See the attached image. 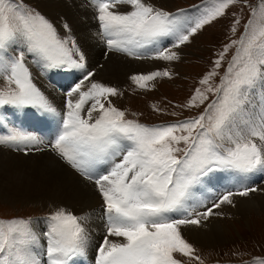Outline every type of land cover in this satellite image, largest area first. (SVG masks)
<instances>
[{
  "label": "snow or ice",
  "instance_id": "obj_1",
  "mask_svg": "<svg viewBox=\"0 0 264 264\" xmlns=\"http://www.w3.org/2000/svg\"><path fill=\"white\" fill-rule=\"evenodd\" d=\"M91 2L99 35L109 50L137 59L148 53L152 59L171 62L180 58L174 49L226 15L237 0H204L193 6L194 14L183 8L168 11L153 0ZM207 3L211 7H205ZM62 27L67 35H61L27 0H0V77L4 81L0 110L33 107L61 115L34 81L29 56L45 72L82 70L79 81L65 94L66 111L54 139L45 144L32 133L13 128L0 134V145L45 144L94 185L105 219V235L96 246L94 264L200 261L182 227L200 226L202 218L219 215L213 209L233 205L234 195L248 197L264 191L245 185L237 192H225L203 212L188 208L194 186L210 172H264V101L252 103L253 89L264 83V0L251 6L239 39L224 45L213 69L201 77L199 83L205 87L193 91L186 107L204 105L203 110L161 124L129 119L116 107L111 97L120 95V90L95 79L70 26L64 22ZM231 46H236L235 53L213 87L210 81L219 75L216 70ZM172 75L167 69H158L133 74L130 79L143 89L157 77ZM24 151L44 149L25 147ZM87 220V213L57 206L47 217L46 231L40 234L30 217L0 218V264H85L90 242ZM247 264H264V256Z\"/></svg>",
  "mask_w": 264,
  "mask_h": 264
},
{
  "label": "rangeland",
  "instance_id": "obj_2",
  "mask_svg": "<svg viewBox=\"0 0 264 264\" xmlns=\"http://www.w3.org/2000/svg\"><path fill=\"white\" fill-rule=\"evenodd\" d=\"M85 1L89 3L94 11L95 8L92 5L91 0ZM35 2L36 1L34 0H27V3L37 8L48 19H50L49 15L44 10H42L37 2ZM260 2L261 0H247V3H245V0H237V2L227 10L226 15L215 19L210 24L205 25L201 30H199L194 36L190 38L189 43L182 45L178 50L174 49L179 53L180 58L178 60L171 62L163 61L164 64H162L160 67L156 66L153 67V70H150L155 71L158 69H167L169 72L173 73L171 78L157 77L155 80L149 81L148 87L143 89L139 88L130 78L125 83L121 84L109 82L108 84L117 87L121 93L116 97H111L113 104L121 110H124L129 119H136L142 123L150 125L161 124L174 120H182L197 115L200 111L203 110L204 105H200L198 108L186 107L193 91L196 87H201L202 89L205 87L203 85H200L199 83L201 77L208 71L213 69V61L216 60L219 54L223 51L224 45L230 44L232 40L239 39L241 33L244 31V25L250 17L251 6H258ZM203 3L204 0H168L167 3H163L161 1L158 4H155L157 6L165 8L168 11L175 12L177 9L183 8L189 10L190 14H194L193 6L201 5ZM204 6L211 7V3H207ZM257 15H259V12L257 13ZM237 19L240 21V23L238 25H235L234 21ZM93 21L98 24L95 18H93ZM233 27H236L235 32L232 31ZM93 38L94 34L92 35V40ZM102 42L104 46L101 47L105 50L100 51L102 52L101 56H106L103 61H110L113 56L109 55L114 51H111L107 48L105 41L102 40ZM165 43H167V41ZM77 45L82 46L81 44H79V41L77 42ZM168 46L170 47V45ZM235 50L236 46H231L229 48V51L225 53L224 60L221 63L220 69L216 70L219 75L214 77L210 81V84L213 87L219 84L220 77L223 76L226 72L227 66L231 60L232 55L235 53ZM121 54L122 56L126 55L124 53ZM144 55L150 57V54L148 53H145ZM94 56H96V53H94ZM127 58L133 59V57L130 56H127ZM99 60L100 59H97V63L95 64L96 66L94 65L97 68L101 65V63L98 64ZM139 61L144 60L140 59ZM27 62L31 71L35 68L34 70L36 71V74L42 81L41 90L44 93L46 92V96L47 92L50 89L51 83L63 88L65 87V84L67 86L72 84L73 86L78 82L76 73L75 78H69L67 75L72 69L50 71L48 72L49 76L47 80V78L42 75V71L44 70L35 64L31 56L28 57ZM93 71L95 72V69H93ZM32 73L34 74V72ZM136 73L138 72H133L131 76ZM2 87H4V81L2 77H0V88ZM252 93V103L255 106L256 104H258V98L261 99L263 94L259 89H256ZM213 95L214 94L209 93L210 98H213ZM62 97L63 98L61 99L60 104L55 103V99L60 98V96L53 99L49 98V100L53 102V105H56L55 107L61 114L66 111L65 91ZM13 109L15 108L9 106L6 107V109L0 110V120L3 124L0 129V133L4 134L7 131L4 123H11V116L15 115ZM33 111L46 113L37 108L26 107V109L24 108L21 110V114L16 117V120L20 118L19 122L22 123L21 126L26 128L28 122H37L34 120L30 121V118L33 117ZM48 117L52 122L54 119L53 116ZM51 122L47 123L49 125L47 126V128H45L44 138L40 136L45 140V144L54 139L56 133L59 130L60 123ZM21 126L19 127L20 130ZM40 126L38 127V129L40 128ZM39 131H41V129ZM45 144H43L41 148H43L47 152H51L49 149H45ZM57 159L59 158L57 157ZM60 161L63 163L62 160ZM63 164L72 169L65 162ZM73 171L75 172V170ZM75 174H77L78 176L80 175L77 172H75ZM241 175V173L226 169L210 172L200 181L202 183V190H195L193 188V196H195L196 194H198L201 198H204L208 195L213 196V190H216L219 186L222 187L223 182L226 179H230V181L239 183L241 181ZM81 178L84 179L83 177ZM259 184L264 185L263 182H260ZM93 188L95 189V187ZM248 197H255V194H250ZM52 208L53 207L51 206L46 208L40 206L39 204H24L22 202L13 204L11 202H7L5 199L0 198V218L30 217L33 220V225H35V222L39 220L40 224H38V227H40V234H43L47 229V217L49 213L56 207H54L53 209ZM204 210L205 209H202L199 212H203ZM222 211L223 209H213L214 213H220L216 216L223 219L220 222L221 229L218 233L219 238L215 240H196L194 236L186 232L184 226L182 227V232L185 238L193 244L194 248L196 249V254L201 258L200 261H193L192 264H247V262L251 261L254 257L264 256V209L259 208L258 211L257 207H253L251 212L242 217L238 216V213L226 216ZM177 258L183 259L185 261L188 260L187 257L177 256Z\"/></svg>",
  "mask_w": 264,
  "mask_h": 264
},
{
  "label": "bare ground",
  "instance_id": "obj_3",
  "mask_svg": "<svg viewBox=\"0 0 264 264\" xmlns=\"http://www.w3.org/2000/svg\"><path fill=\"white\" fill-rule=\"evenodd\" d=\"M34 1H36L42 10L49 15L51 21L56 25L61 35H67L65 29L62 27V24L64 22L68 23L71 28V35L77 42L79 41V44L82 45L78 47L85 55L88 69L91 71L95 69V79L98 81L105 83H125L131 77L133 72H147L153 70V67H160L164 64L162 60H155L148 56L142 58L144 61H139L140 59L134 57L133 59H128L127 55L122 56L121 53L117 52H111L112 54L109 56L113 57L110 61H103L106 57L105 55L101 56L102 52H100L105 50L101 47L104 46L102 42L103 39L101 40V36L99 35L98 24L93 21V18H95V10L93 11L89 3L85 0ZM153 1L157 4L161 1L163 3L168 2V0ZM93 34L94 38L92 40ZM94 53H96V56H94ZM97 59H100L98 64L101 63V67L97 64L99 66L98 68L95 67ZM34 69L32 70V72H34V80L37 82L38 87L41 88L42 81ZM75 73L77 74L76 78L79 81L82 75V70L72 69L67 75L69 78H75ZM42 75L48 80V72L42 71ZM71 86L72 84L69 86L65 84V87L61 88L51 83V90L49 89L47 92V97L53 99L60 96V98L55 99V103L60 104L64 91L66 94ZM261 87L264 88V83H258L253 89V92L256 89H259L263 94L261 99L258 98V103L264 101V89ZM21 110L22 109H13L16 116H11L10 124L8 122L4 123L5 128L7 129L4 134L11 130L10 128L19 129L22 125V123L19 122L20 118L16 120V117L21 114ZM32 114L33 117L30 118V121L34 120L37 122H28L26 128L21 126V130L24 132H30L43 141H45L43 139L45 135V128L49 125L46 122H50V120H47L42 124L44 119H49L48 116H53L54 119L52 122L60 123L61 116L63 115L40 112H34ZM39 126L40 128L38 129ZM40 129L41 131H39ZM42 145L43 144H21L19 148H16L15 146L0 145V198L13 204H17L19 202L24 204H39L40 206L46 208L49 206L53 208L57 206H66L78 214L87 213V227L90 232V249L88 250V254L84 260L85 264H94L93 257L95 255L96 246L101 242L102 237L105 235V219L102 212V199L96 189L93 188L94 185L91 182L85 181L81 178L82 176L80 177V175L78 176L75 174L72 169L63 164L64 162L62 163L59 159H57L55 153L44 150L42 152L32 151L25 154V147L34 149L35 147L41 148ZM241 174V181L239 183L226 179L223 182L222 187L217 186L218 188L213 190V196L208 195L204 198H201L198 194L193 196V200L191 199L190 203H188L189 210L195 208L196 211L199 212L202 209H206L213 203H217L219 198L225 192H237L245 185L255 186L258 189H264V185L259 184L260 182L264 183V172L257 171L248 174ZM201 188V182L194 186L195 190H200ZM254 194L255 197H241L234 195L232 197L234 202L233 205L221 204L219 209H223L222 212L226 216L238 213V216L241 217L251 212L253 207H257L258 211L259 208L264 209V191L258 190ZM202 220L203 221L200 226H184L186 232L194 236L196 240L199 241H211L219 238L218 233L221 229L220 222L223 219L221 217H217L216 215H211V217L207 218V220H204L203 218ZM38 224H40L39 220L32 226L38 233H40V227H38ZM37 247L39 251L43 252L44 249L42 247L39 245Z\"/></svg>",
  "mask_w": 264,
  "mask_h": 264
},
{
  "label": "trees",
  "instance_id": "obj_4",
  "mask_svg": "<svg viewBox=\"0 0 264 264\" xmlns=\"http://www.w3.org/2000/svg\"><path fill=\"white\" fill-rule=\"evenodd\" d=\"M211 98H212V97H211ZM211 98H210V99H211Z\"/></svg>",
  "mask_w": 264,
  "mask_h": 264
}]
</instances>
